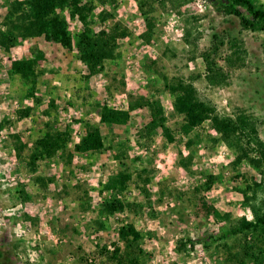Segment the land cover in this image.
<instances>
[{"label": "rangeland", "instance_id": "obj_1", "mask_svg": "<svg viewBox=\"0 0 264 264\" xmlns=\"http://www.w3.org/2000/svg\"><path fill=\"white\" fill-rule=\"evenodd\" d=\"M12 1L0 0V30ZM163 1L154 6L149 44L140 38L145 21L135 0L95 5L87 19L92 34L118 24L129 35L118 42L120 57L87 81L76 50L83 24L68 10L59 15L73 40L72 52L49 35L19 40L9 51L0 45V264H133L134 258V264H227L228 253L252 243L238 234L220 242L210 238L252 220L243 190L246 182L258 184L255 203L263 202L264 169L259 173L246 160L234 168V151L208 122L188 137L180 136L181 117L174 113L173 97L144 62L156 61L160 74L193 85L217 114L251 116L264 143V33L245 29L239 18L226 15L222 4L227 0H168L161 5ZM104 13L112 18L103 20ZM34 50L44 58L34 97H29V85L9 71L13 61L32 59ZM205 57L214 62L211 67L221 76L218 83L207 80ZM128 94L161 102L175 143H167L156 130L149 151L138 147L136 131L148 120V109L132 112L126 125L101 123V107L121 108ZM24 108L32 109L30 117L19 120L16 112ZM46 122L59 130L70 127L69 151L86 124L102 131L105 147L91 155L59 154L36 162L31 171L28 155ZM15 136L25 145L20 155ZM119 172L131 176L127 189L121 194L106 191L109 176ZM209 175L216 180L205 189ZM202 198L214 212L203 215L198 210L200 215H195ZM114 201L132 207L111 214L106 205ZM127 225L141 234L128 251L118 236L119 228ZM186 239L191 242L179 246Z\"/></svg>", "mask_w": 264, "mask_h": 264}, {"label": "trees", "instance_id": "obj_2", "mask_svg": "<svg viewBox=\"0 0 264 264\" xmlns=\"http://www.w3.org/2000/svg\"><path fill=\"white\" fill-rule=\"evenodd\" d=\"M135 1L145 21V32L140 38L149 44L155 30L152 14L155 11V3L159 0ZM166 1L168 0L161 2V5ZM259 2L260 0H227L226 3L222 4V7L226 15L239 18L245 29L264 33V4ZM97 3L103 6H115L116 0H85V2L83 0H14L9 4L1 24L4 30H0V45L5 51H9L19 40L49 35L65 52H72L74 48L73 40L59 15L64 10H68L72 18H78L83 24V31L76 39V50L79 61L87 70L85 76L87 81L95 75L103 73L107 62H113L120 57L118 42L129 35L126 29H119L118 24L112 26L108 32L101 31L92 34L87 26V19ZM241 10L248 15L247 18ZM101 17L103 20L112 18L107 13L102 14ZM117 29H119V32ZM186 37H189L187 32L185 33V39ZM216 50L217 47L214 46V52ZM33 53L34 57L32 59L13 61L9 71L11 75L18 76L29 85L27 94L29 97H34L37 79L42 74L38 71V65L44 58V54L40 51L34 50ZM205 58L208 70L207 80L210 83H218L221 76H219L217 69L211 67L214 62H210L209 57ZM144 67L148 71L152 70L154 74L161 78L164 90L173 97L174 113L181 117L180 136L188 137L208 122L211 129L219 135L220 140L234 151L235 156L232 162L234 168L246 160L253 169L263 173L264 143L258 135L255 119L243 112L234 114L232 117L219 115L212 104L203 101L199 97L198 91L193 85L187 84L177 77L169 78L160 74L156 61H150L148 64L144 62ZM121 85L125 89L124 82H121ZM50 108L55 109L52 101ZM137 109H148L150 111L148 120L136 131V143L143 152L149 151L156 130L161 131V135L167 143L173 144L176 142L174 132L166 125L162 104L154 97H138L128 94V98L121 108H110L104 104L100 112L101 123L107 127L126 125L131 113ZM31 112V108H24L18 110L16 115L19 120H22L30 117ZM2 128L3 124H0V131ZM71 135L69 126L59 130L53 122H46L42 135L34 141L28 155L30 170L35 171L36 162L51 160L59 154L66 156L67 153L73 151L82 155H91L100 153L105 147L103 133L95 126L86 124L79 142L74 144L72 150L69 151L67 146L71 141ZM14 139L18 142L17 151L20 155L25 149V145L21 144L18 137L15 136ZM187 145H191V142H188ZM251 155L253 158L250 157ZM186 162L187 164L183 167L187 169L191 163L190 156ZM142 173L146 174L147 172L143 171ZM139 178L143 183L149 182L147 177L142 179L140 176ZM38 180L42 181L41 179ZM130 180V175L119 172L109 176L104 189L113 194H121L127 189ZM214 180L216 178L209 175L204 183L205 189H210ZM259 187L256 183L251 186L246 182L243 190L244 203L251 209L252 220L243 222L238 227L229 226L218 236L210 238L212 242H220L238 234L243 235L244 241L248 238L253 239L248 246L245 243L241 251L228 253L227 264H264V201L260 204L255 203L256 191ZM195 191L197 192L199 189L195 188ZM249 194L250 196H248ZM23 199L27 201L29 197L25 194ZM127 207L130 208L132 205L128 203L121 204L117 201L109 202L106 205L107 211L111 214ZM198 210L203 215L215 211L203 198L200 206L195 211V215L199 216ZM224 217L226 220L229 219L228 215ZM118 236L121 241L127 243V251L141 239V234L133 225L119 228ZM190 242L191 240L186 239L184 241L179 240L178 243L179 246L184 247L185 243ZM135 259L131 261L133 264Z\"/></svg>", "mask_w": 264, "mask_h": 264}]
</instances>
